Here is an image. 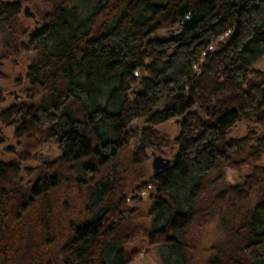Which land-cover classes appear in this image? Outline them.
Wrapping results in <instances>:
<instances>
[{"label":"trees","instance_id":"obj_1","mask_svg":"<svg viewBox=\"0 0 264 264\" xmlns=\"http://www.w3.org/2000/svg\"><path fill=\"white\" fill-rule=\"evenodd\" d=\"M19 11L0 0V77L9 55L26 60L25 99L0 106L21 144L0 159V264H130L139 236L161 264H189L190 226L216 213L224 239L206 264H264V0H57L16 29ZM183 113L173 136L155 126ZM235 121L250 127L227 135ZM49 141L61 153L28 162ZM149 146L172 159L133 183ZM226 166L246 170L233 183ZM62 185L80 218L57 232ZM129 186H152L146 210Z\"/></svg>","mask_w":264,"mask_h":264},{"label":"rangeland","instance_id":"obj_2","mask_svg":"<svg viewBox=\"0 0 264 264\" xmlns=\"http://www.w3.org/2000/svg\"><path fill=\"white\" fill-rule=\"evenodd\" d=\"M57 0H19L20 2V11L17 16L14 18L12 23L16 24L15 28H32L36 26L41 20V14L45 11H48L51 8V3L56 2ZM27 2L30 7L35 11V16L38 18V21H35L33 17L28 16L23 13L21 10L22 5ZM264 29V27H263ZM160 33V32H159ZM7 37L5 26H0V43L4 41V38ZM30 54V52H27ZM26 58V57H25ZM19 55H9L1 62V67L6 72L4 77H0V84L2 90L5 94L4 99L0 102V106H4L13 101H17L20 99H25L23 96V92L20 89V85L15 82L16 75L23 71L24 61ZM26 61V60H25ZM252 65L264 70V54H261L257 58H255L252 62ZM136 124H144L143 119H136ZM2 129L0 132V159H6L13 154L6 149L8 144H15L17 148L21 146V144L16 142V138L13 135V126L0 124ZM161 132H167L170 136H173L178 129V122L172 118H169L165 121H162L155 125ZM250 127L248 123L243 121H235L228 129L227 135L231 136H240L243 135L247 129ZM259 127V126H258ZM134 146V142H129L128 145L124 149H122L119 153L118 160L129 161L130 151ZM150 149L155 150V152L160 153L154 146H149L145 148V158H142L138 164L135 165V172H132L131 177L133 178V183H137L140 179L147 177L151 174V166H150V158L151 154L149 153ZM166 151H168L165 148ZM34 156L29 159L28 162L32 164H37L43 158L54 159L60 153L61 149L58 145L49 141L44 144V146L38 147L37 149L32 151ZM163 154V153H161ZM168 155V154H164ZM130 162V161H129ZM129 162L126 163L129 165ZM246 168L241 167V171H245ZM241 171L238 172L235 168L226 166L224 167V177L229 182H237L241 179ZM214 170L210 172L208 177L214 174ZM63 184V183H62ZM207 183L206 189L201 192L202 199H206L215 192L223 183L220 181H216L212 183ZM128 197L131 199L130 203H133L138 206L144 207L146 210L149 204V192L153 189L151 187L145 188H132L129 186L127 188ZM60 200L63 197L67 198V205H63L59 202L58 212L62 218L61 225L56 227L57 232H61L67 229L64 225L68 224V220L80 216L77 214L76 210L73 211V203L76 204L71 192L65 185L60 187ZM135 193V194H133ZM131 194H133L131 196ZM139 195H141V199H139ZM141 201L139 202L138 201ZM136 220L142 221L144 223H148L149 215L146 213H141L139 217H136ZM58 228V229H57ZM189 240H190V257L189 264H206L207 258L210 255L217 253V248L223 243L224 239V229L221 226L218 220V214L216 213L210 218L206 219H198L194 221L189 228ZM60 234V233H59ZM157 245L155 242L148 243L147 240L143 239V236H139L137 239L128 243V247L135 248V254L131 257L129 263L130 264H161V258L157 250ZM147 249L144 251V249ZM55 247L52 249V254L56 256ZM57 257V256H56ZM58 261H60V257H57ZM61 264V261H60Z\"/></svg>","mask_w":264,"mask_h":264},{"label":"water","instance_id":"obj_3","mask_svg":"<svg viewBox=\"0 0 264 264\" xmlns=\"http://www.w3.org/2000/svg\"><path fill=\"white\" fill-rule=\"evenodd\" d=\"M21 10L23 11L24 14L31 16L34 18L35 21H38V18L35 16V11L30 7V5L25 2L22 7ZM169 28H165V30H168ZM180 117H184V113L181 114V116H173L171 117L172 119H174L175 121H179ZM1 125H0V132H1ZM149 153L151 154V158H150V166H151V170L152 171H157L160 168H162L163 166H165L166 164H168L172 157L169 155H164L161 153H157L155 152V150L150 149ZM135 194V193H133ZM131 194V196L133 195ZM141 195H139V199H141ZM147 249V247L144 249V251Z\"/></svg>","mask_w":264,"mask_h":264},{"label":"flooded vegetation","instance_id":"obj_4","mask_svg":"<svg viewBox=\"0 0 264 264\" xmlns=\"http://www.w3.org/2000/svg\"><path fill=\"white\" fill-rule=\"evenodd\" d=\"M1 138V137H0Z\"/></svg>","mask_w":264,"mask_h":264}]
</instances>
